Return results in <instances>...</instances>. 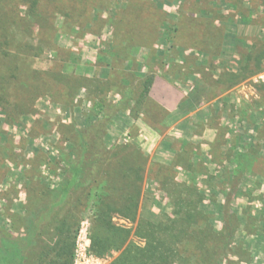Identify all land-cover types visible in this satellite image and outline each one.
<instances>
[{
	"label": "rangeland",
	"instance_id": "rangeland-1",
	"mask_svg": "<svg viewBox=\"0 0 264 264\" xmlns=\"http://www.w3.org/2000/svg\"><path fill=\"white\" fill-rule=\"evenodd\" d=\"M37 1V16L18 3L17 21L0 34L3 98L25 103L17 112L0 100V239L7 251L10 239H23L22 220L40 194L69 183L77 134L87 129L96 160L69 183L59 217L76 230L71 264H111L119 256L121 250L93 246L94 195L110 181L108 169L126 160L141 164L135 149L145 162L134 222L125 218L122 198H111L119 201L111 223L131 231L125 245L144 247L136 234L143 220L167 224L169 238H179L170 246L171 264H264V56L259 68L249 65L256 72L242 71L247 52L264 51V0ZM149 76L184 89L192 104L191 145L173 161L166 153L182 140L178 115L164 123L156 111L135 106L139 81ZM120 78L130 85L117 86ZM232 80L238 82L228 86ZM153 131L167 136V149L152 150ZM224 203L238 220L233 233ZM57 230L54 224L41 244L57 238ZM221 231L215 241H226L223 249L218 244L213 260L201 262ZM51 247L53 257L58 251ZM7 251L0 264L10 263ZM37 261L29 254L26 264Z\"/></svg>",
	"mask_w": 264,
	"mask_h": 264
},
{
	"label": "trees",
	"instance_id": "trees-1",
	"mask_svg": "<svg viewBox=\"0 0 264 264\" xmlns=\"http://www.w3.org/2000/svg\"><path fill=\"white\" fill-rule=\"evenodd\" d=\"M3 3L0 8V34L3 30L13 22L15 23L18 19L17 7L18 3H25L27 6L28 16L34 18L37 16V0H0ZM10 7L11 10H4V8ZM15 7V8H14ZM14 8V9H12ZM45 20V19H44ZM264 56V51H260L252 48L247 52L245 56L244 66L242 71L247 72L246 74H253L256 71L249 67L251 62L254 63L255 68H259L260 62ZM13 76V74H12ZM246 76H239V79H243ZM235 78V77H234ZM238 78V77H237ZM153 77L149 76L140 84V92L135 100V106H141L148 99L149 89L152 85ZM238 81L232 80L228 86L236 85ZM6 96L8 89L6 88ZM4 89H0V100L5 102V106L12 108L14 111L23 110L25 103H21L18 100H11L10 97H5L4 100ZM27 102V101H24ZM91 131L80 130L77 134L79 154L77 160L72 163L68 170L69 183L81 180L84 171L89 168L96 159H93L96 154L91 153L86 140L89 138ZM124 149V148H122ZM133 156L142 160L139 166H136L135 162L124 161L115 168H110L105 172V176L110 178L102 184L101 189L96 190L94 195L96 207L95 219L92 222V243L96 251H107L109 249L121 250L119 256L111 264H171L174 255L173 248L170 246L174 243L175 237L169 238L168 233L171 232V228L167 224L158 223L151 224L149 222H143L139 220L137 223L136 234L145 240L144 247L139 248L128 243L125 245L128 238L130 237L131 231L125 227H116L111 223L110 214L114 211L115 205H119V201L115 202L114 205L111 198L114 194L122 198L121 207L129 214V217H125L134 222L136 218V212L138 207V198L140 195V174L143 172V165L145 162L144 156L141 154L139 149H135ZM138 163V161H137ZM64 184L58 189L53 191L46 190L41 193L37 204L32 208L31 216L24 221L26 233L23 239H10L9 249L4 245V241L0 239V256L5 255V251L8 252L9 264H26V259L29 258V254H33L37 258V263L34 264H71V256L73 251L74 235L75 231H72L73 223L68 222L67 217L61 218L60 212L63 205L69 201V197L72 194L73 186L70 184ZM93 188V187H92ZM88 190L90 193L91 189ZM119 190L122 192L119 195ZM89 195V194H88ZM87 194H84V198L87 199ZM82 201L78 199L76 206H81ZM228 205V203L226 202ZM224 203L223 206V219L224 223L228 225L230 232L233 233L231 225L234 223L238 224L236 216L229 210L228 206ZM71 217L70 215H67ZM26 221V222H25ZM57 224V238L52 241H48L47 245L41 244L43 241L42 237L48 234L50 228ZM237 226V225H236ZM232 229V230H231ZM225 230V229H224ZM212 233V229L208 232ZM212 234L214 241H208L206 236L201 240V244H205L208 241L209 249L200 258L201 262L205 259L213 260L214 254L217 252V246L219 244L220 250L223 249L226 241H215V237H222L224 231ZM12 237V236H11ZM224 237V236H223ZM56 239V240H55ZM175 240L179 241V238ZM57 249L56 255L51 257L50 252ZM223 244V245H222ZM205 258V259H204Z\"/></svg>",
	"mask_w": 264,
	"mask_h": 264
},
{
	"label": "crops",
	"instance_id": "crops-1",
	"mask_svg": "<svg viewBox=\"0 0 264 264\" xmlns=\"http://www.w3.org/2000/svg\"><path fill=\"white\" fill-rule=\"evenodd\" d=\"M108 73L104 74L103 79L108 78ZM126 79L119 80L117 86L125 87L130 85L129 83H126ZM141 84V80L139 81ZM139 84V85H140ZM140 87V86H139ZM184 89L179 88L178 86H175L174 83H171L166 78L155 76L153 78L152 85L149 89L148 93V99L150 101H145L142 106L144 110L146 111H153L157 112L160 116L161 121L163 120L164 123L168 121L169 117H177L175 128L177 130L181 131L182 133V140L180 141V144L178 146H169L170 151L167 150L168 159L174 160L175 157H181L185 153V150L187 148H190V140L193 138V132L192 129V123H188L189 116H186L189 114L188 108L192 106L191 102H189L188 96L184 93ZM215 101V100H214ZM212 101V102H214ZM188 102V103H187ZM121 106V104H117V106L109 107L106 111L107 113L109 110H114L115 108ZM181 113V114H180ZM161 115H163V118H161ZM168 123V122H167ZM169 127L166 130V134L169 133L170 124L168 123ZM130 126V125H129ZM174 128V127H173ZM152 133L153 138V144L156 142L155 148L152 149L154 151H158V148H162L166 143H169L166 138L161 134H156L155 131ZM157 136H156V135ZM167 149V148H165Z\"/></svg>",
	"mask_w": 264,
	"mask_h": 264
}]
</instances>
